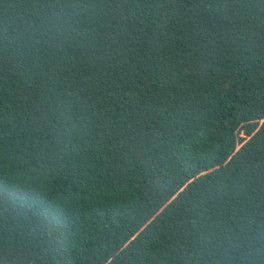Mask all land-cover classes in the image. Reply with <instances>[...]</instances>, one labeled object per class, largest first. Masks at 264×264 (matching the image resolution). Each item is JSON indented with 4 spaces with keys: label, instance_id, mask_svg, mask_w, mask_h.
Segmentation results:
<instances>
[{
    "label": "trees",
    "instance_id": "trees-1",
    "mask_svg": "<svg viewBox=\"0 0 264 264\" xmlns=\"http://www.w3.org/2000/svg\"><path fill=\"white\" fill-rule=\"evenodd\" d=\"M0 264H264V0H0Z\"/></svg>",
    "mask_w": 264,
    "mask_h": 264
}]
</instances>
